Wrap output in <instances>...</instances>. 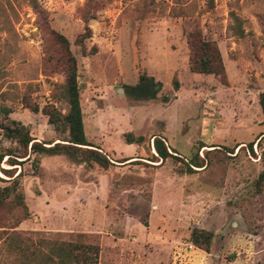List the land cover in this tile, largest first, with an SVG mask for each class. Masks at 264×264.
Wrapping results in <instances>:
<instances>
[{
  "label": "rangeland",
  "instance_id": "374dc122",
  "mask_svg": "<svg viewBox=\"0 0 264 264\" xmlns=\"http://www.w3.org/2000/svg\"><path fill=\"white\" fill-rule=\"evenodd\" d=\"M37 2L39 14L27 0H0V123H21L37 142L68 137L40 112L69 110L57 89L66 68L60 33L77 62L86 139L111 165L39 156L34 169L31 155L13 171L23 172L29 212L17 229L88 234L99 245L98 264H264V191L254 187L264 169V116L254 103L264 91V0ZM94 2L83 55L75 40ZM144 5L149 15L140 20ZM193 27L216 43L226 85L189 71L185 34ZM140 74L152 78L155 99L129 88ZM127 133L142 143L127 144ZM155 136L174 157H156ZM18 148L0 129V155ZM196 158L202 167L190 172ZM6 159L0 187L10 180ZM194 228L213 234L208 252L190 242ZM16 256L0 264H24Z\"/></svg>",
  "mask_w": 264,
  "mask_h": 264
},
{
  "label": "trees",
  "instance_id": "16d2710c",
  "mask_svg": "<svg viewBox=\"0 0 264 264\" xmlns=\"http://www.w3.org/2000/svg\"><path fill=\"white\" fill-rule=\"evenodd\" d=\"M31 8L39 14L41 9L37 0H27ZM97 4L94 2L90 7L88 16L83 17V32L76 37L75 44L80 46L82 54L86 55L84 46L85 40L91 38L92 32L88 25L89 21L94 19V9ZM172 10H170L171 13ZM138 19H146L149 11L144 5L138 12ZM54 38L61 48L58 62L63 58L65 70L63 71L64 80L57 84L59 96H61L69 105V110L65 116H61L54 106L46 105L41 110L37 105L30 108L33 113H38L47 117L48 124L56 130L63 128L68 132V137L61 142H37L29 133V130L21 123L8 120V110L2 107V115L8 120V124L0 123V129L4 137L15 140L19 146L16 155L10 151L8 154H1L0 161L7 157L6 161L12 167L11 170H2L10 180L8 185L0 187V258L15 253L16 258L24 264H98L99 245L92 241L91 236L84 233H57L49 237L43 232H23L17 228L19 224L29 218L28 208L24 202V193L20 187L19 180L23 176L22 170L18 173L13 171L15 166L28 161L31 155L32 166L37 169L39 156H64L71 163L91 167L93 164L107 169L111 163L109 159L99 149L90 144L84 133L83 116L80 104V85L78 83L77 62L70 51L68 39L55 33ZM185 43L187 47V66L191 73L213 76L219 80L222 85L227 84L225 68L220 51L214 41L206 39L199 27H193L185 34ZM144 74L138 77V84L129 87L133 90H139L150 99L156 98V93L152 92L149 81ZM174 89H178V83L174 81ZM163 101L166 98H162ZM258 102L261 113L264 116V91L259 93ZM12 125V127H11ZM263 136V134L261 135ZM258 139L260 141L261 139ZM127 144L139 145L143 138H135L131 133L124 135ZM257 140V141H258ZM259 141L257 143H259ZM152 146L156 157L161 160L174 157L168 152L164 142L153 137ZM252 150V144L248 145ZM240 149V148H239ZM188 170L193 172L192 168H201L202 165L196 159L188 164ZM255 190L258 193L264 191V169L260 172L254 182ZM16 212V215H11ZM11 215V216H8ZM213 234L206 230L194 228L191 232L190 242L198 249L209 251Z\"/></svg>",
  "mask_w": 264,
  "mask_h": 264
},
{
  "label": "crops",
  "instance_id": "0c3cea01",
  "mask_svg": "<svg viewBox=\"0 0 264 264\" xmlns=\"http://www.w3.org/2000/svg\"><path fill=\"white\" fill-rule=\"evenodd\" d=\"M255 97V101H254V103H256L257 104V102H258V94H257V96H254ZM252 103V102H251ZM259 103V102H258ZM253 104V103H252ZM253 134H260V136L263 134L262 132H255V133H252L251 134V136H253Z\"/></svg>",
  "mask_w": 264,
  "mask_h": 264
}]
</instances>
